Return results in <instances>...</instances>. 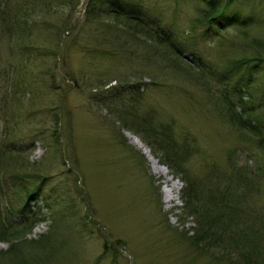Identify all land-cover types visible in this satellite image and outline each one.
I'll return each mask as SVG.
<instances>
[{
    "label": "rangeland",
    "instance_id": "rangeland-1",
    "mask_svg": "<svg viewBox=\"0 0 264 264\" xmlns=\"http://www.w3.org/2000/svg\"><path fill=\"white\" fill-rule=\"evenodd\" d=\"M121 1L127 11L173 34L187 46V55L194 51L219 72L236 60L234 51L211 50L187 35L194 1ZM21 2L27 8L18 16L33 27L45 55L35 51L20 57L18 66L26 63L20 73L25 87L15 79L9 93L10 76L2 74L0 150L9 146L15 156L0 155V163L13 166L20 157L27 163L18 166L29 175L25 178L42 184V198L28 203L35 216L28 211L23 216L19 192L0 177V195L15 196L0 198L2 226L15 229L10 235L8 228L0 240V264H230L243 252L256 251L254 245L240 253L242 247L228 236L223 244L216 239L194 243L199 215H190L184 189L189 179L231 184L239 170L256 188L252 198L246 196L251 205H243L237 224L247 233L256 230L264 244V152L226 124L215 102L218 93L237 99L231 87L245 71L227 74V86L221 81L218 93L214 87L210 91L186 65L193 64L189 56L175 61L170 50H155L151 40L133 38L105 15L87 20L89 0ZM252 5L263 12L264 0H252ZM258 16L254 33L264 37V13ZM7 36H0V68L10 61ZM253 77L252 91L260 96L264 66ZM4 95L10 105L2 103ZM153 129L173 136L187 173L162 165L168 175L155 174L143 151L129 142L127 134L142 142L140 136L147 140ZM142 144L159 163L162 153L154 157ZM165 177L179 184L170 202L164 199ZM27 218L36 220L31 230L22 227Z\"/></svg>",
    "mask_w": 264,
    "mask_h": 264
},
{
    "label": "trees",
    "instance_id": "trees-1",
    "mask_svg": "<svg viewBox=\"0 0 264 264\" xmlns=\"http://www.w3.org/2000/svg\"><path fill=\"white\" fill-rule=\"evenodd\" d=\"M21 1L23 0H0V36L5 37L8 35L6 45L8 46V50H10V56H12H9L10 61L6 67L0 68V82L4 77L2 74L8 73L10 80L6 85V89L9 88L7 90L9 93L15 86V84L11 86L15 82V79L25 87L20 73L21 71L23 73L26 63L23 66H18L19 60H22L20 57H26L27 59L35 51L39 52V55H45V53H42L43 49L39 48L35 42L36 40L32 32L33 27L24 20L21 22L18 16L25 11L24 8H27V5H24ZM178 1L183 3L188 0ZM191 1H194L195 5L187 35L191 39H199L209 44L211 50L228 49L237 53L236 60L232 61L225 69H222V72L202 62L194 51H190L187 55V52H185L187 46L179 45V40L173 34L169 33L159 23H157L156 27H153L152 24L147 22L138 13L127 11L122 7L123 2L121 0H89L84 14L87 20L92 23L98 21L97 19L101 18V14L105 15L104 17H107L110 25L125 27L127 29L126 32L129 31L133 38L136 39L139 37L138 35H142L144 39L151 40L155 50H170L175 61L182 63L184 58L182 56H189L191 59L190 63L193 64L186 65L196 73V79L200 80V85L206 86L210 91L212 90L211 87H214L217 92L220 82H226L227 74L245 71L231 87L235 94L237 93V99H229V93L221 95L217 92L218 96H215V102L218 103L220 115L226 120V124L229 127L235 128L239 136H245L255 141L260 151L264 152V93L258 96V92L252 91V85L257 80L256 77H253V74L264 66V37L254 33V29L259 22L258 14H263L264 10L263 12L259 9L254 11L252 0ZM256 7L258 6L256 5ZM0 44H3V42L0 41ZM8 68V72H5V69L7 70ZM253 94L256 95V99H254ZM4 97L2 103L5 106L10 105L8 97L5 95ZM243 98H247L246 102ZM1 120H3V117L0 116ZM152 131L154 133L149 135L147 140L140 136L142 142H145L151 150V154L155 157L158 153H162V158L159 159L161 165L171 170L174 168L177 170L182 169L183 173H187L183 167L186 158L172 144L175 140L173 136L166 130L157 132L153 129ZM134 134L139 136L138 132H134ZM1 149L3 150H0V155L15 156V151L9 146L1 147ZM19 158L16 156L13 159V166H8L10 163H0V177L4 179V183H12L14 188L11 185L10 188L15 190L14 193L19 192V198H22L21 203H23L20 214L24 216L23 212L28 211L26 213L32 217L36 214L30 211L28 203L29 201L34 202L42 198V184L33 185L31 183L32 180H28L29 175L22 173V169L18 167L27 165V163L22 162ZM177 161H180L179 164H176ZM10 168L13 170H10ZM219 172L220 175L224 173V171ZM235 177L236 179L231 184H227V181L225 184H222L223 182L219 178H216L215 181H201V183H197L189 178V180H185L186 188L184 189V193L186 192L188 206L191 209L189 213L191 216L199 215L197 219L194 216L198 223V234H194L192 239L197 245H201V241L202 243H206L207 241H214V239L223 244L225 236H228L230 242L235 247H242L239 250L240 253L243 252L244 247H249V243L253 244L256 251L243 252L241 258H236L230 264H264V244L260 240V234L256 230L252 231L251 228L249 229L250 232L247 233L239 229L237 224L239 218L242 217L241 212H244L243 205H248V207L251 205V201L247 200L248 202H246V196L252 198V192L256 186H253V179L247 178L246 174L242 173V170L237 171ZM220 185L223 186V190H221L222 187ZM205 189L209 190L206 194ZM6 192L9 193L7 190ZM0 198H15V196L13 194H2ZM202 200L203 203L206 202L205 204L208 205L206 208L201 204ZM245 202L246 204H244ZM198 203L199 205H197ZM246 211L248 213V210ZM3 220L0 217V240L8 235V228H10V235H13L15 230L11 228V224H5L7 228L3 227ZM30 220L32 222L28 224L27 221ZM3 222L5 223V221ZM22 222H24L22 227H27L28 230H31L36 220L35 218H27ZM257 251L260 252L262 259H259Z\"/></svg>",
    "mask_w": 264,
    "mask_h": 264
},
{
    "label": "bare ground",
    "instance_id": "bare-ground-1",
    "mask_svg": "<svg viewBox=\"0 0 264 264\" xmlns=\"http://www.w3.org/2000/svg\"><path fill=\"white\" fill-rule=\"evenodd\" d=\"M127 137L129 139V142L132 143L133 145H135L137 148L141 149L143 151V153L146 155L147 160L149 162V165L152 169V171L155 174L161 175V176H167L168 175V171L166 170L165 167H163L162 165H160L158 163V161L153 158L149 151L147 150V148L142 144V142L140 140H138L137 138H135L134 136L127 134ZM170 182V183H169ZM164 184H167V188L168 189H164V193H165V202H170L172 200V193L174 191H177L179 188V184L177 182H171L170 178L165 177V181Z\"/></svg>",
    "mask_w": 264,
    "mask_h": 264
}]
</instances>
